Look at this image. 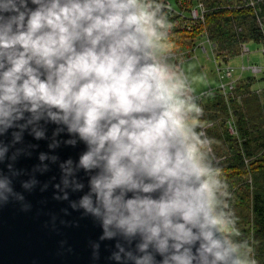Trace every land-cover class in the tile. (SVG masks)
<instances>
[{
    "label": "clouds",
    "instance_id": "9594fccd",
    "mask_svg": "<svg viewBox=\"0 0 264 264\" xmlns=\"http://www.w3.org/2000/svg\"><path fill=\"white\" fill-rule=\"evenodd\" d=\"M164 8L163 0H0V137L12 130L0 139V205L31 207L14 188L25 174L17 160L38 147L24 142L27 132L51 151L38 154L22 188L32 191L36 173L58 164L54 198L69 200L85 189L78 173L89 174L70 207L100 223V240L125 242L111 254L117 264H257L237 239L229 186L198 130L201 109L174 62ZM78 142L86 146L78 160L55 154ZM92 247L98 257L100 244Z\"/></svg>",
    "mask_w": 264,
    "mask_h": 264
},
{
    "label": "trees",
    "instance_id": "16d2710c",
    "mask_svg": "<svg viewBox=\"0 0 264 264\" xmlns=\"http://www.w3.org/2000/svg\"><path fill=\"white\" fill-rule=\"evenodd\" d=\"M203 2L208 8L205 21L192 29L170 32L172 50L189 48L206 33L216 45V57L229 61L240 54L243 43H264V0L255 7L247 4L248 0ZM261 81L264 76L242 77L230 102L219 89L197 98L201 109L198 130L205 131L210 139L229 186L227 202L236 218L237 239L248 241L257 264H264V98L253 87ZM231 108L239 137L231 135L227 128Z\"/></svg>",
    "mask_w": 264,
    "mask_h": 264
},
{
    "label": "water",
    "instance_id": "95a60500",
    "mask_svg": "<svg viewBox=\"0 0 264 264\" xmlns=\"http://www.w3.org/2000/svg\"><path fill=\"white\" fill-rule=\"evenodd\" d=\"M56 125H47V135L51 137ZM11 131L2 140L11 139ZM61 139L69 138V134L62 133ZM26 144L38 145L30 156H21L16 167L23 169L25 174L15 178L14 188L22 192L26 202L30 203L29 210H22L21 203L10 200L0 205V264H117L110 259L121 238L100 240L103 229L100 223L91 215L84 214L82 209L74 210L70 207V200H78L88 190L89 174L81 170L78 175L85 184L81 192H70L69 200H57V191L53 184L58 183L61 171L58 164H52L43 174L36 173L40 184L32 191H25L21 181L28 179L33 167L39 163L40 152L51 151L49 140H35L27 132L24 136ZM86 150L83 142L77 145L61 143L55 149L61 161L68 158L78 160L79 155ZM0 170L7 171L6 162L0 163ZM54 178V179H53ZM48 184V188L41 191V185ZM131 195V194H129ZM100 244L98 257L93 256V243ZM135 241L133 242L134 247ZM157 260L161 257L157 254Z\"/></svg>",
    "mask_w": 264,
    "mask_h": 264
},
{
    "label": "built area",
    "instance_id": "2783aa9c",
    "mask_svg": "<svg viewBox=\"0 0 264 264\" xmlns=\"http://www.w3.org/2000/svg\"><path fill=\"white\" fill-rule=\"evenodd\" d=\"M163 2L165 5L164 10L168 13L170 32L184 28L192 29L197 24L205 21V16L208 8L203 0H175V2H173L172 0H163ZM258 2L259 0H248L247 4L255 7ZM201 38H204L206 40L212 51L216 62V72L219 78L218 85L210 87L203 93L219 89L225 95L226 99L230 102L231 96H234L237 83L242 77H244L245 75H249L258 77V79H260V77L264 76V43L263 46L258 49V52H256L260 56V62H251L250 55L252 54V51L249 47V42H247L242 44L241 52L237 56L242 58V63L240 65H233L231 64L230 60L224 61L216 57V45L208 38L206 33H203L201 35L195 45L183 50H173L174 62L176 63L178 68L180 66L179 59L185 58V51H187V53L191 50L195 52L198 48H200L204 52L208 53L207 47L205 45L206 42L200 40ZM244 60H247V62H245ZM253 90L260 97L264 98V81L256 84L253 87ZM201 94L194 95L199 98ZM238 100H240V97H238ZM226 124L229 133L233 136L239 137V128L236 117L234 115V110L232 108L230 110V117L227 119ZM246 161L248 160L246 159Z\"/></svg>",
    "mask_w": 264,
    "mask_h": 264
},
{
    "label": "rangeland",
    "instance_id": "374dc122",
    "mask_svg": "<svg viewBox=\"0 0 264 264\" xmlns=\"http://www.w3.org/2000/svg\"><path fill=\"white\" fill-rule=\"evenodd\" d=\"M172 1L175 2V0ZM200 40L206 42L204 38ZM205 45L208 53L198 48L195 52L191 50L187 53V51H185V58L179 59V68L188 76L193 92L197 95L219 84L214 56L207 42ZM262 46L263 43H249V47L252 51L250 55L251 62H260V56L256 52H258V49ZM244 61L247 62V60ZM230 62L233 65H240L242 63V58L235 57L231 59Z\"/></svg>",
    "mask_w": 264,
    "mask_h": 264
}]
</instances>
